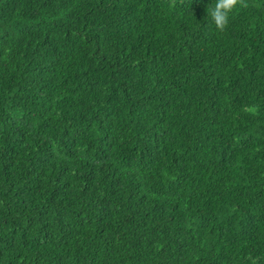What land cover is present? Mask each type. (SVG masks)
Returning a JSON list of instances; mask_svg holds the SVG:
<instances>
[{"label":"trees","instance_id":"obj_1","mask_svg":"<svg viewBox=\"0 0 264 264\" xmlns=\"http://www.w3.org/2000/svg\"><path fill=\"white\" fill-rule=\"evenodd\" d=\"M0 0V264H264V0Z\"/></svg>","mask_w":264,"mask_h":264},{"label":"clouds","instance_id":"obj_2","mask_svg":"<svg viewBox=\"0 0 264 264\" xmlns=\"http://www.w3.org/2000/svg\"><path fill=\"white\" fill-rule=\"evenodd\" d=\"M247 7V0H216L214 7L209 9L208 15L217 30L223 32L229 24L230 15L238 8Z\"/></svg>","mask_w":264,"mask_h":264}]
</instances>
